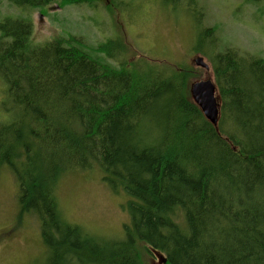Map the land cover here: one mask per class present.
I'll use <instances>...</instances> for the list:
<instances>
[{"label": "trees", "instance_id": "16d2710c", "mask_svg": "<svg viewBox=\"0 0 264 264\" xmlns=\"http://www.w3.org/2000/svg\"><path fill=\"white\" fill-rule=\"evenodd\" d=\"M5 1L44 12L94 0ZM33 33L29 15L0 19V172L18 183V221L39 222L43 264H150L155 253L159 264H264V58L230 46L211 56L215 126L189 68L111 63L128 50L121 37L93 53L78 35ZM203 33L214 43L213 28ZM95 168L128 197L121 238L85 231L59 206L64 174Z\"/></svg>", "mask_w": 264, "mask_h": 264}, {"label": "rangeland", "instance_id": "374dc122", "mask_svg": "<svg viewBox=\"0 0 264 264\" xmlns=\"http://www.w3.org/2000/svg\"><path fill=\"white\" fill-rule=\"evenodd\" d=\"M196 1L197 5L192 0H94L93 6L74 4L60 8L52 4L41 12L0 0V19L7 15H29L34 22L33 42L75 34L93 53H98L99 43L121 37L128 50L120 53L115 50L119 56L109 62L144 59L167 71L189 68L193 73L191 85L207 78L216 82L211 56L224 52L228 46L242 54L264 58V0ZM207 28L215 31L211 37L214 43L204 41L203 32ZM202 43L204 52L197 51ZM198 56L210 64L209 70L196 65ZM3 99L4 85L0 80V101ZM17 193L15 176L3 168L0 172V264H43L48 253L39 222L33 216L18 221ZM57 198L67 221L106 240L123 237V224L129 216L122 206L128 197L124 192H112L102 181L99 168L64 174ZM155 255L158 258L148 259L150 264H159L160 258Z\"/></svg>", "mask_w": 264, "mask_h": 264}, {"label": "water", "instance_id": "95a60500", "mask_svg": "<svg viewBox=\"0 0 264 264\" xmlns=\"http://www.w3.org/2000/svg\"><path fill=\"white\" fill-rule=\"evenodd\" d=\"M197 66L203 67L207 70L210 69L203 56H198L195 59ZM191 94L195 103L200 107L204 116L215 126L218 125L220 117L221 102L219 95H217V85L211 78L196 80L191 85ZM160 260L164 263L166 258H163L160 253H157Z\"/></svg>", "mask_w": 264, "mask_h": 264}]
</instances>
